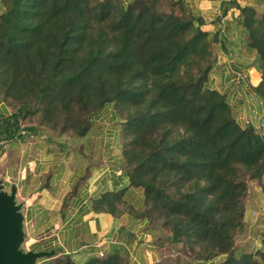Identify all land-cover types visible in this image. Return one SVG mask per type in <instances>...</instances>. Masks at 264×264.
<instances>
[{
	"label": "trees",
	"instance_id": "obj_1",
	"mask_svg": "<svg viewBox=\"0 0 264 264\" xmlns=\"http://www.w3.org/2000/svg\"><path fill=\"white\" fill-rule=\"evenodd\" d=\"M1 1L0 151L44 134L84 136L112 103L129 183L95 208L134 211L161 251L174 246L178 264H264V230L255 251L237 244L248 227L249 181L264 192V138L208 87L218 34L202 29L204 19L182 0ZM240 20L259 54L264 97V13L240 7ZM38 264L128 261L55 253Z\"/></svg>",
	"mask_w": 264,
	"mask_h": 264
},
{
	"label": "crops",
	"instance_id": "obj_2",
	"mask_svg": "<svg viewBox=\"0 0 264 264\" xmlns=\"http://www.w3.org/2000/svg\"><path fill=\"white\" fill-rule=\"evenodd\" d=\"M182 2L188 11L204 19L203 30L218 34V59L210 72L208 87L225 94L240 125L254 126L264 138V97L256 90L262 80L260 58L247 42L249 30L240 20V7L251 6L258 16L263 14L264 0ZM3 7L0 0V10ZM92 123L84 136L64 133L50 138L44 134L6 144L0 157L4 168L0 180L7 190L13 184L17 187L27 249L71 254L82 263L95 256L119 254L128 264H158L163 259L162 247L147 221L129 209L113 214L94 206L102 194L124 188L129 180L123 155L122 117L115 105H104L93 115ZM139 195L130 194L131 201L138 200ZM256 198L263 204L247 206V231L264 220L262 188ZM260 234L251 248L254 251L260 245Z\"/></svg>",
	"mask_w": 264,
	"mask_h": 264
},
{
	"label": "water",
	"instance_id": "obj_3",
	"mask_svg": "<svg viewBox=\"0 0 264 264\" xmlns=\"http://www.w3.org/2000/svg\"><path fill=\"white\" fill-rule=\"evenodd\" d=\"M17 187L7 190L0 180V264H38L40 259L55 254L47 250H24V215L22 203L16 200Z\"/></svg>",
	"mask_w": 264,
	"mask_h": 264
},
{
	"label": "rangeland",
	"instance_id": "obj_4",
	"mask_svg": "<svg viewBox=\"0 0 264 264\" xmlns=\"http://www.w3.org/2000/svg\"><path fill=\"white\" fill-rule=\"evenodd\" d=\"M5 108H7L9 111H11L14 108V105L12 103H2ZM37 118H34V121ZM38 122V120L36 121ZM5 145V144H4ZM4 151H0V157L3 156ZM0 172L2 171V173H4V168L3 166L0 165ZM260 182L257 180H251L249 181V195H248V203L247 206L249 207L250 205H254L256 203L258 204H263L262 201H258V189L261 190V186H260ZM7 187V186H6ZM8 190H10V188H8ZM264 222V220H263ZM259 225H254V227L248 231L246 230L243 234L239 235L237 238V244L239 249L241 250H245V251H254V249H251L253 247V245L257 242L258 240V234L259 232L261 233L264 229V224ZM161 233L163 234L164 231L161 230ZM22 248L24 250L27 249V245L25 244V242L22 245ZM174 246H172L170 243H167L165 248L162 250V254H163V260H162V264H178V252H176V250H173ZM182 254V253H181ZM184 264V263H181ZM187 264V263H186Z\"/></svg>",
	"mask_w": 264,
	"mask_h": 264
}]
</instances>
